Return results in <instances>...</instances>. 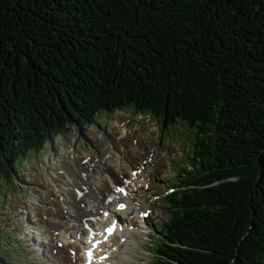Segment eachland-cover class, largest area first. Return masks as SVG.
Wrapping results in <instances>:
<instances>
[{"label":"trees","instance_id":"trees-1","mask_svg":"<svg viewBox=\"0 0 264 264\" xmlns=\"http://www.w3.org/2000/svg\"><path fill=\"white\" fill-rule=\"evenodd\" d=\"M129 106L191 133L155 264H264V0H0V183Z\"/></svg>","mask_w":264,"mask_h":264},{"label":"rangeland","instance_id":"rangeland-1","mask_svg":"<svg viewBox=\"0 0 264 264\" xmlns=\"http://www.w3.org/2000/svg\"><path fill=\"white\" fill-rule=\"evenodd\" d=\"M136 112L137 110L134 106H129L121 110H115L112 113H110L109 110H103L99 112L100 116H98V120L95 121V123H93L92 125H88L87 123V126L80 128V130L78 129V127H74L66 135H59L56 139L53 140V143L49 141L46 142V144H44L46 148L42 151L30 152L26 157H22L18 161L19 170L17 176H14L13 178V183L9 185H7L5 182L1 183V188L3 190L7 185L5 190V199L7 203H10V208L7 209V213L2 215L1 220L4 221L6 226H12V230H16L14 228L20 226L19 233L14 231V235L15 237H17L18 241L17 244L24 243L23 239L26 238V234L31 233V231L24 227L26 225L24 223L25 218L30 216V219H32L34 223H30L29 225H36V233L42 234L43 241H48V243L46 244L40 243L47 255L44 256L45 259L49 256L50 261L53 264H68V262L71 260L70 258L66 260V256H63L62 260H60V254L58 252L61 251V247L63 244L72 241L73 236L76 235L72 234V237L66 235L64 228L61 227L55 219H49V234H45L44 231L47 228L39 227V223L37 221L38 217L36 216V212L34 210L37 203H40L42 193L45 196H48L47 201H49L52 198V192L54 195L60 194V192H64V190L62 189L63 184L61 185V187H58L59 191L52 185L54 175L52 166H55L58 158H60L61 155L65 154V156H71L75 164H79L81 167H84L79 170L72 168L77 172L78 176L70 175L71 177L76 179V182L74 183L75 191L72 190V192L75 194V196H73L74 199L78 200V206H76V208H82L80 205V199L76 198V193H81L84 190V187L80 183H85L86 187L90 186L89 180H84V175H89V172L85 167L87 163H84V160L94 158L102 165H104V170H111L113 168H116V171H119L120 173L124 171L129 175L130 171H132V166L139 167V165L142 163V166H140L138 169L140 173H142L143 171L144 173H146L144 169L145 165L152 168V170L148 172V178L150 179V183H152V186L151 188L149 187L147 189L145 187H141V189L136 191L137 194L134 196V199L139 202L140 208H151L153 211L146 219V226L149 229V234H147V230H145L144 234L140 233L141 236L140 234L137 235L138 238L137 236L134 237L135 243L128 245L131 254L135 257V260H132V257H130L129 255V258L131 259H128L126 261L128 262V264H130V260H132V264H155L157 256L156 253L153 252V249H155L154 246L157 242L156 237L160 236L158 226H160V224H162L163 222L168 221L171 217L169 209L166 208V197L170 193L169 188L175 181H177V179L175 178H178L179 172H181V174L185 176L186 172L184 171V168H191L187 160V156L190 155V153L188 152L192 148V143L189 136L191 135V133L186 130L185 127L175 124H169L168 128L163 133L161 124L156 119L152 118L149 123L143 122L142 127L140 129H137L134 136L130 138L134 139L133 144L130 145V148H128L123 144L122 140L118 142V139H116V136L114 134L113 127L117 123L122 122L126 116L129 118L133 117L134 119L132 124L135 125V120L137 119L135 115ZM98 123L103 128H106V126L109 125V127L111 128L110 130L113 131L107 134V140H105V142L109 141L113 144L115 150L113 154L116 157H118L117 153L122 156V158L119 159L115 158L118 163L124 161L122 167H119V165H116L112 161L105 158L108 148L106 147L105 142H100V140L96 136L97 131L102 134V132L96 129L98 128ZM153 125L158 126V129H155ZM114 128H116V126ZM124 138L127 141L129 140L128 133L126 134V136H124ZM101 140L104 139L101 138ZM148 160L149 163H147ZM105 161H107L108 163L105 164ZM37 170L43 171L42 177H44L45 179L44 183H41L42 186L34 183L31 178V174L35 173V171ZM101 175V178L103 179L104 175L102 174V172ZM67 176H69V173H67L65 177ZM127 178L129 179L128 176ZM45 180L47 181L45 182ZM46 183H48L49 186L54 189V191H51V188L49 186L48 188H46ZM176 184L179 185V181L176 182ZM2 194L3 192L0 189V195ZM59 198L60 196H58L55 200H52V205L47 203L46 206H52L55 208V203ZM143 201L145 202L142 203ZM84 203L86 205H89V203L86 201H84ZM65 207L69 210L72 208L70 203L65 204ZM134 210H136V208H134ZM132 215H135L134 211H132V213L127 216L129 217ZM129 222L130 224H137L134 220ZM122 232L123 231L121 230L119 234L122 237H116L112 240L113 245H116L117 242L122 243L120 249L116 251V254H118L116 258L118 260H120L121 256L124 255V252H122V250L123 248H125L124 246H126L124 244L125 242L122 239H125L127 234H124ZM76 241H78V243L82 242L80 238L76 239ZM5 250L10 252L9 256L12 257L11 261L14 262L9 263L27 264V262L23 263V261L27 260V255L25 253L17 254L15 250L8 244L5 245ZM38 261L40 263H43L44 258H42L41 260L38 259Z\"/></svg>","mask_w":264,"mask_h":264},{"label":"bare ground","instance_id":"bare-ground-1","mask_svg":"<svg viewBox=\"0 0 264 264\" xmlns=\"http://www.w3.org/2000/svg\"><path fill=\"white\" fill-rule=\"evenodd\" d=\"M115 126L117 128L119 125L116 124ZM136 131H137L136 128H132L129 131L127 126L124 128V130H122V133H124V136H126L127 133L129 135L128 141L124 137L122 138L123 144L126 145L128 148H130V145L133 144V141L130 140V138L134 136ZM152 162H153V160H152ZM147 163H149V160L147 161ZM141 165H142V163L139 166H141ZM55 167H57V168H55ZM87 167L90 171L91 170L93 171L96 167H98L100 172L108 173V170L107 169L104 170L103 166L97 165V161H91ZM72 168L79 169V168H81V166L79 164H75L73 162L71 156H65V154H64V155H61L60 158H58V161L56 162L55 166H52V169L54 170L53 182H52L53 184L52 185H53V187H60L63 184L62 189L64 190V192H60V194L53 195L49 201H47L48 196L47 195L45 196L42 193L41 198H40V203H37L36 207L34 208V210L36 212V216L38 217L37 221L39 223L40 228H44V227L47 228L49 219H55L56 222H58L59 225L64 228L66 235H69L71 237H72V234L76 235V236H73V241H71V243H66V244L62 245L61 251L58 252L60 254L59 259L62 260L63 256H66V258H69V256H70L71 260L68 262V264H86V262L88 260V255L91 253L90 249H89L90 246H92V243L98 237H100L101 242L97 244V248L104 246V247H107L106 251H108L110 247L111 248H113V246H116V247L113 248L112 250H110V252H112L111 256L108 255V257L106 259H96L92 264H128V262L126 260L131 259V258H129V255H130V257H132V260H135V257L131 254L128 245L135 243L134 237L139 235L140 233L144 234L145 230H147L146 232H147V234H149V229L146 226L147 220H145L139 216V214L142 211L141 209H143V208L142 207L140 208L139 202L134 199V196L137 194V192H134L131 196L128 195L127 196L128 199L121 196L119 199H117L115 201V204H114V206H115L122 201L128 202L127 208L125 210L119 211L120 213H122L124 215L132 213V210L134 208H137L138 209L137 215L135 217L130 218V221L134 220L137 224H133V223L130 224V222H129V225H127L123 228L116 227L112 236H106L104 234L103 229L108 227L111 224V222H109L110 219L107 221L108 223L106 222V220L103 222H101V220L106 219V216H110L111 213L113 212V209L110 208L109 200L108 199L104 200V202L99 203L98 207H96L94 209L89 208L84 203L83 200L80 201V205L82 208L74 207L73 204L76 205V203H75V201H72L74 198L73 196L75 195L72 192V190H73L72 184H74L76 182V179L71 177L70 175H73V176H78V175H77V172L75 170H73ZM135 168H136V166H132L131 170H133ZM144 169H145L146 173H144V171H143L142 173L137 174L136 177L131 178V181L129 183V185L131 186V191L136 190V185H138V182L141 180H144V182L146 184H148V182H149L148 172H150L152 170V168L147 167V165H145ZM67 172L69 173V176L65 177ZM96 172H98V171L96 170ZM85 173H87V172H85ZM112 173L116 174L118 176L125 175L124 171H122L121 173L119 171H113ZM42 176H43V171H38V170L35 171V173L31 174V178H32L33 182L36 183L37 185H41V186H42L41 183H44V179H45ZM101 177H102V175L100 174L99 177L96 179V181L100 185L99 188L103 192L104 187H102L101 184L103 185L104 183L102 182V180H104L105 182H108V181L106 179V176L104 179H102ZM46 181L47 180H45V182ZM46 186H47L46 188H48L49 184L46 183ZM50 188H51V191L52 190L54 191V189L52 187H50ZM51 194H53V192ZM58 196H60V198L58 199V201H56V203H55L56 207L55 208L52 206L51 207L46 206L47 203L52 205V203H51L52 200H55ZM99 198H100V195L95 194L93 196V200L90 202L93 203L94 200H98ZM53 202H55V201H53ZM144 202L145 201H143L142 203H144ZM69 203L71 204V207H72L71 210H69L65 207V204H69ZM144 212H147V210H145ZM77 222H78V224H77ZM105 222L107 223V225H103V223H105ZM97 225L100 226V231H99L100 235L98 237L93 238L90 241L89 235L92 233V231L95 229V227ZM122 229L125 230L122 233L127 234V236L124 239V242H125L124 244L126 246H124L125 248H123V250H122V252H124L123 253L124 255L121 256L120 260H118L116 258L118 256V254H116V251H118L120 249V247L122 246V243L117 242L116 245H113L112 240H113V238L121 237V235H119V234H120ZM47 232H48V228L44 231V233L46 234ZM147 234H145V235H147ZM140 236H141V234H140ZM40 237L43 239L42 234L39 233L37 235V238H40ZM78 238H80L82 240L83 245L76 243V239H78ZM137 238H138V236H137ZM42 239H41L42 244L48 243V241L46 242V241H43ZM88 244H90V245H88ZM42 247L43 246H41L39 248V253L43 254L44 256H47ZM68 252H69V256L67 255ZM122 252H120V253H122ZM132 260H130V262H129L130 264H132L131 263Z\"/></svg>","mask_w":264,"mask_h":264}]
</instances>
